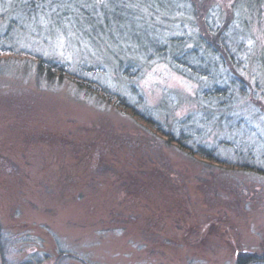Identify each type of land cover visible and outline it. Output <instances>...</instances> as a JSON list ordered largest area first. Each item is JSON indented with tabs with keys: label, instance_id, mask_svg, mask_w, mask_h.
<instances>
[{
	"label": "rangeland",
	"instance_id": "374dc122",
	"mask_svg": "<svg viewBox=\"0 0 264 264\" xmlns=\"http://www.w3.org/2000/svg\"><path fill=\"white\" fill-rule=\"evenodd\" d=\"M56 1L0 0V264H264V0H214V25L218 3L237 2L224 32L236 74L216 55L203 77L178 73L164 45L195 47L186 0ZM21 54L131 108L49 83ZM214 84L230 95L210 100Z\"/></svg>",
	"mask_w": 264,
	"mask_h": 264
},
{
	"label": "trees",
	"instance_id": "16d2710c",
	"mask_svg": "<svg viewBox=\"0 0 264 264\" xmlns=\"http://www.w3.org/2000/svg\"><path fill=\"white\" fill-rule=\"evenodd\" d=\"M21 2L24 9L28 11H34L33 9V3L35 0H18ZM37 1H45V0H37ZM152 5L155 4L158 5L159 0H151ZM189 5L190 13L192 16V19L194 20L195 26H196V36L194 39L193 45L195 47L193 48H184L183 45H187V43L184 40V37L180 38H174L170 37L167 39H164V41H168L164 45H168L171 49H173L172 52V64L176 67V71L180 74H183L184 76H196V77H203L204 75H207L208 73L203 70V73L201 69L205 67H209V63H211L209 60L212 56H218L220 58V61L223 65H225L232 73H235L234 65H233V55H230L228 47L226 46V43L224 42V32L230 25L231 20L234 17V7H236L237 2H233L229 7L223 6L221 3H216L220 8L218 10L219 13L223 14V19L221 18V21L219 25H214L215 21L211 22L209 19L210 11L215 5L214 0H186ZM238 1V0H237ZM256 5H260L263 0H253ZM121 3V2H120ZM150 2L147 1H141V5H150ZM53 4L57 7L59 4H63V1H56ZM160 4V3H159ZM77 8L84 13L85 16L89 17L91 19L92 12H90V9H86V7H82L80 4H76ZM122 8L121 4H118L116 10H120ZM57 9V8H56ZM104 9V8H103ZM122 16V15H121ZM129 18L128 16L126 17ZM158 41L155 40L151 47H153L154 52H158L161 50V47H158ZM201 46L204 49V52L207 55L200 56L198 54V47ZM158 48V49H157ZM1 52V51H0ZM2 53V52H1ZM24 56V54H21ZM25 58H27L29 61L34 64L35 74L38 77H41L42 79L46 80L49 83L54 82H62L64 80L70 81L72 84L76 86L81 91H84L85 93L95 97L98 100L106 101L109 103H112L113 105L117 107H122L124 109L131 108L130 105H127L119 95L114 94L113 92L109 91L105 87L100 86L98 83L92 81L89 78H83L80 77L76 73L69 72L64 64L53 61L41 56H30L25 55ZM208 65V66H207ZM205 66V67H204ZM236 74V73H235ZM238 76V75H237ZM240 77V76H238ZM210 100L211 99H223L226 96L230 95L228 94V91L226 87L213 85L210 89L205 90V94ZM228 101H226L227 103ZM221 107V106H219ZM138 115V114H137ZM140 121L145 123L146 125L153 128L155 131L159 132L161 129L159 127H156V125H152L153 121L149 117H138ZM169 135V136H168ZM166 135L167 137L165 140L168 142L175 141L177 142V146L188 153L189 155H199L203 158L213 159L212 158V152L205 148L203 145H197L195 147H191L190 145H187L185 143V140L187 139V135L184 133H180L177 138H173L171 133H168ZM257 262V257L250 254H239L236 257V263L237 264H247V263H254Z\"/></svg>",
	"mask_w": 264,
	"mask_h": 264
}]
</instances>
